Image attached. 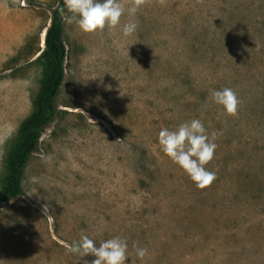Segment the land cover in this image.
Returning a JSON list of instances; mask_svg holds the SVG:
<instances>
[{
	"label": "rangeland",
	"instance_id": "374dc122",
	"mask_svg": "<svg viewBox=\"0 0 264 264\" xmlns=\"http://www.w3.org/2000/svg\"><path fill=\"white\" fill-rule=\"evenodd\" d=\"M57 4L0 0V194L38 109ZM134 19L130 37L64 23L59 113L24 195L0 209V264H76L65 244L81 234L125 238L127 264H264V0H145ZM223 87L240 97L234 116L211 101ZM192 118L216 133L205 189L158 144L162 127Z\"/></svg>",
	"mask_w": 264,
	"mask_h": 264
},
{
	"label": "clouds",
	"instance_id": "9594fccd",
	"mask_svg": "<svg viewBox=\"0 0 264 264\" xmlns=\"http://www.w3.org/2000/svg\"><path fill=\"white\" fill-rule=\"evenodd\" d=\"M145 0H129L126 8L122 0H63L61 20L66 25H75L85 34H101L106 30L119 29L123 37L133 36L138 29L135 18ZM127 16L126 22L122 17ZM212 103L221 106L228 115H236L241 104L240 97L231 87L210 92ZM216 133L209 134L199 118H192L175 128L162 127L158 133L160 150L178 165L193 181L195 187L205 189L216 179V172L207 165L214 159L218 145ZM68 252L77 258L76 264H127L131 253L128 241L121 236H112L96 241L86 234L78 240L65 244ZM132 248L141 261L150 255L146 247L133 242ZM91 255L92 260L85 257Z\"/></svg>",
	"mask_w": 264,
	"mask_h": 264
},
{
	"label": "trees",
	"instance_id": "16d2710c",
	"mask_svg": "<svg viewBox=\"0 0 264 264\" xmlns=\"http://www.w3.org/2000/svg\"><path fill=\"white\" fill-rule=\"evenodd\" d=\"M63 0H58L46 30L44 49L40 60L46 66L47 78L41 90L37 112L21 127L22 144L10 158L7 184L0 194V209L11 200L24 195L23 179L31 156L38 151L44 130L59 113L58 96L65 79L67 47L64 40V23L61 20Z\"/></svg>",
	"mask_w": 264,
	"mask_h": 264
},
{
	"label": "water",
	"instance_id": "95a60500",
	"mask_svg": "<svg viewBox=\"0 0 264 264\" xmlns=\"http://www.w3.org/2000/svg\"><path fill=\"white\" fill-rule=\"evenodd\" d=\"M45 34H46V32H45Z\"/></svg>",
	"mask_w": 264,
	"mask_h": 264
}]
</instances>
